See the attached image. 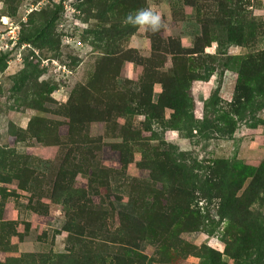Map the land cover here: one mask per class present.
<instances>
[{"label": "rangeland", "instance_id": "rangeland-1", "mask_svg": "<svg viewBox=\"0 0 264 264\" xmlns=\"http://www.w3.org/2000/svg\"><path fill=\"white\" fill-rule=\"evenodd\" d=\"M2 45L0 264H264V192L216 189L264 162V0H0Z\"/></svg>", "mask_w": 264, "mask_h": 264}, {"label": "trees", "instance_id": "trees-1", "mask_svg": "<svg viewBox=\"0 0 264 264\" xmlns=\"http://www.w3.org/2000/svg\"><path fill=\"white\" fill-rule=\"evenodd\" d=\"M240 45V44H239ZM204 47L200 48V49H196V50H190L186 53H194V54H198L200 52H203ZM181 53V47L178 44V51H175L174 49L170 50V54L171 55H175V54H180ZM264 54V53H262ZM262 54L260 55L257 54L255 56H251L254 63H256V71L255 74L252 75V79L255 81V85L257 87H263L264 88V84L262 83V79L258 77L257 72L258 70L262 67V65H264V56H262ZM247 60H249V58H246V60H241L239 63V68H237L240 71L246 66L245 63L247 62ZM226 67V64H225ZM209 76H207L206 78H208ZM205 78V79H206ZM262 88V89H263ZM243 94L245 92H248L249 94L252 92H256L255 89H253V87L251 86L250 88H243L241 89ZM171 96V95H170ZM174 97V96H173ZM164 98L165 99V103L163 104V106L165 107H171V108H176L177 110L180 111L181 107L180 103L177 102V100L175 101V97L174 98ZM249 95L246 96V98H248ZM163 99V100H164ZM148 107V105H147ZM145 107V108H147ZM214 165V162H213ZM218 177H214L213 180L210 182L213 186H216V180ZM221 178H226V175L221 177ZM217 190L222 192V195H220V199H221V206H220V210L221 212L224 214V216L231 222V223H235L236 218H237V213L235 212L239 203L241 202L242 199L246 198L248 196V194H251V196L253 195H257L261 192H264V162L263 165L261 167H259L252 175L250 183L241 191L240 194H238L239 191V187H237V183L232 180L229 181L227 179H224L221 185H217ZM240 222H251V220L247 219L246 221H239ZM239 235V234H238ZM131 244V243H130ZM132 246L136 247L135 245L131 244ZM132 253H134L132 251ZM135 254V253H134ZM139 254V253H136ZM135 254V256H136ZM116 260L117 257H112L111 259H108V257L106 258L103 255H96L93 257H90L87 261L86 264H116Z\"/></svg>", "mask_w": 264, "mask_h": 264}, {"label": "clouds", "instance_id": "clouds-1", "mask_svg": "<svg viewBox=\"0 0 264 264\" xmlns=\"http://www.w3.org/2000/svg\"><path fill=\"white\" fill-rule=\"evenodd\" d=\"M126 24L140 26L150 32H157L162 27L161 16L151 8H144L129 13L124 21Z\"/></svg>", "mask_w": 264, "mask_h": 264}, {"label": "crops", "instance_id": "crops-1", "mask_svg": "<svg viewBox=\"0 0 264 264\" xmlns=\"http://www.w3.org/2000/svg\"><path fill=\"white\" fill-rule=\"evenodd\" d=\"M228 73H227V70H226V72H224V76H223V78L226 80V79H232L231 77H229V75H227ZM213 74H211L208 78H206L205 80H203L202 81V86L200 87V85H197V83H196V81H193L192 82V85H191V88H192V91H194L195 92V89L196 88H200V90H203L204 91V89H206V86L210 83V82H212V76ZM197 82H200V80L199 81H197ZM199 90V89H198ZM197 92V91H196ZM201 94V93H200Z\"/></svg>", "mask_w": 264, "mask_h": 264}, {"label": "built area", "instance_id": "built-area-1", "mask_svg": "<svg viewBox=\"0 0 264 264\" xmlns=\"http://www.w3.org/2000/svg\"><path fill=\"white\" fill-rule=\"evenodd\" d=\"M11 39H13V42L11 43V45H13V44L15 43V41H16V36L13 34V35L11 36ZM8 45H9L8 43L5 44L6 47H8ZM3 46H4V45L0 46V51L3 49Z\"/></svg>", "mask_w": 264, "mask_h": 264}, {"label": "bare ground", "instance_id": "bare-ground-1", "mask_svg": "<svg viewBox=\"0 0 264 264\" xmlns=\"http://www.w3.org/2000/svg\"><path fill=\"white\" fill-rule=\"evenodd\" d=\"M3 20H4V22H5V21H6V18L4 17Z\"/></svg>", "mask_w": 264, "mask_h": 264}]
</instances>
